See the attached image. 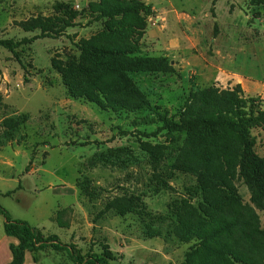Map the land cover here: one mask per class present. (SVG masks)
<instances>
[{
  "label": "rangeland",
  "instance_id": "374dc122",
  "mask_svg": "<svg viewBox=\"0 0 264 264\" xmlns=\"http://www.w3.org/2000/svg\"><path fill=\"white\" fill-rule=\"evenodd\" d=\"M139 2L153 14L114 13ZM31 38L0 45V203L13 218L110 264H264V130L243 157L226 132L158 121L214 84L264 109V0H0V39ZM233 218L246 231L206 238ZM4 221L0 264L16 241Z\"/></svg>",
  "mask_w": 264,
  "mask_h": 264
},
{
  "label": "trees",
  "instance_id": "16d2710c",
  "mask_svg": "<svg viewBox=\"0 0 264 264\" xmlns=\"http://www.w3.org/2000/svg\"><path fill=\"white\" fill-rule=\"evenodd\" d=\"M144 12L147 15L153 14L152 4L139 2L131 6L117 9L115 14H127ZM35 38L24 39L15 42L11 39H0V45L15 51L22 43L33 42ZM84 56L104 57L107 55L125 57L129 52L120 50H105L91 47L88 44L82 45ZM165 61V57L156 58ZM178 119L171 116L169 111L159 112L158 121L162 123L160 128L169 131H192V130H220L226 132L229 144L227 148L237 156L245 157L257 144L252 130L261 128L264 130V109L261 107L259 97H243V90L240 84L236 88H221L212 85L207 88L192 90L185 100L184 106L177 114ZM264 165V158L261 159ZM2 193H0L1 195ZM7 192L5 195H11ZM251 217L259 219L251 212ZM0 214L4 217V232L7 236L15 237L17 244H11L10 250L12 260L8 264H23L26 253H34L33 259L37 263L39 257L35 254L38 251L53 249L58 252L67 251L69 259L75 264H110V257L104 253L83 254L74 244L64 243L57 234H45L41 228L31 225L29 222L13 218L10 212L0 203ZM254 224L251 232L255 237L260 230ZM247 221L241 218H233L230 222L222 225L218 230L207 234L206 238L211 239L217 233L232 232V229L246 231Z\"/></svg>",
  "mask_w": 264,
  "mask_h": 264
},
{
  "label": "crops",
  "instance_id": "0c3cea01",
  "mask_svg": "<svg viewBox=\"0 0 264 264\" xmlns=\"http://www.w3.org/2000/svg\"><path fill=\"white\" fill-rule=\"evenodd\" d=\"M6 236H7V235H6ZM7 237H9V238H11V239L13 238V239L16 240V241L13 242V244H17V243H18V240H17L15 237H10V236H7ZM27 254H28V252L26 253V257H27ZM26 257H25V261H24L23 264H39V262L36 263V262L34 261V259H33V260H30L29 258H26ZM11 260H12V253H11V257H10V259H9L8 262H10ZM8 262H7V263H8ZM5 264H6V263H5Z\"/></svg>",
  "mask_w": 264,
  "mask_h": 264
}]
</instances>
